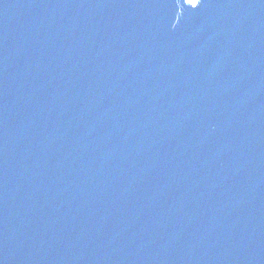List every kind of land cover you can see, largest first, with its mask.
Returning a JSON list of instances; mask_svg holds the SVG:
<instances>
[{
	"label": "water",
	"instance_id": "95a60500",
	"mask_svg": "<svg viewBox=\"0 0 264 264\" xmlns=\"http://www.w3.org/2000/svg\"><path fill=\"white\" fill-rule=\"evenodd\" d=\"M0 264H264V0H0Z\"/></svg>",
	"mask_w": 264,
	"mask_h": 264
},
{
	"label": "snow or ice",
	"instance_id": "6c2138e0",
	"mask_svg": "<svg viewBox=\"0 0 264 264\" xmlns=\"http://www.w3.org/2000/svg\"><path fill=\"white\" fill-rule=\"evenodd\" d=\"M190 2H191L192 4H196V3H197V0H190Z\"/></svg>",
	"mask_w": 264,
	"mask_h": 264
}]
</instances>
